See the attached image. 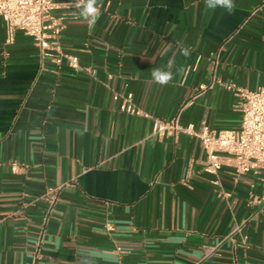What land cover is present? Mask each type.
Here are the masks:
<instances>
[{"label":"crops","instance_id":"1","mask_svg":"<svg viewBox=\"0 0 264 264\" xmlns=\"http://www.w3.org/2000/svg\"><path fill=\"white\" fill-rule=\"evenodd\" d=\"M56 1L77 68L43 58L20 32L6 43L0 19V264H31L36 250L37 264H264L259 177L223 158L214 187L197 138L158 139L150 119L113 100L131 94L151 117L178 116L195 132L238 130L227 87L264 88V0H236L232 13L204 0H99L94 25ZM169 60L175 78L158 85L151 70ZM55 187L44 224L36 198ZM205 248L215 251L203 259Z\"/></svg>","mask_w":264,"mask_h":264},{"label":"built area","instance_id":"2","mask_svg":"<svg viewBox=\"0 0 264 264\" xmlns=\"http://www.w3.org/2000/svg\"><path fill=\"white\" fill-rule=\"evenodd\" d=\"M72 7L73 0H70ZM75 8V7H74ZM59 5L56 0H0V19L3 22L6 43H12L17 32L31 38L43 58H48L53 64L60 66L66 62L70 67L77 68L78 60L64 54L60 36L65 28L63 18L57 14ZM215 80L208 88H210ZM207 87L200 86L199 92L203 93ZM235 90L239 98L241 113L240 127L236 131H209L205 128L195 132L192 127H182L178 123V116L163 121L151 117L148 113L135 105L133 95L114 94L113 100L117 103L120 113L150 119L152 121V134L158 139L177 137L186 134L197 138L204 155V171L214 177L211 184L220 188L219 172L222 159L227 158L237 175L252 174L259 177L261 186L264 187V88L256 91L238 89L234 85L227 87ZM19 166L11 165V172L18 173ZM61 187L47 189L36 198L46 204L45 224L55 207ZM224 197L229 194L221 191ZM241 226H235L230 235L240 234ZM43 238L40 233L38 244ZM243 236V240H245ZM215 249L205 248L203 259L210 257ZM119 252V250H118ZM40 258L36 250L31 264H37ZM119 264H123L120 262Z\"/></svg>","mask_w":264,"mask_h":264},{"label":"clouds","instance_id":"3","mask_svg":"<svg viewBox=\"0 0 264 264\" xmlns=\"http://www.w3.org/2000/svg\"><path fill=\"white\" fill-rule=\"evenodd\" d=\"M204 3L206 8L213 11L220 8L225 12L232 13L236 8V0H204ZM73 5L78 10L79 17L88 25H94L101 15V10L98 6L99 0H73ZM181 51L185 57L191 54L188 48H184ZM171 64L172 61L169 60L164 66L152 68L151 79L161 86L170 84L175 78V74L170 67ZM182 72L183 68H180L176 74Z\"/></svg>","mask_w":264,"mask_h":264}]
</instances>
